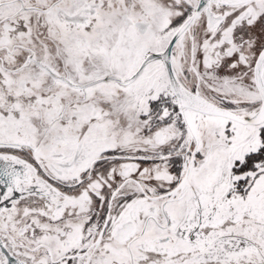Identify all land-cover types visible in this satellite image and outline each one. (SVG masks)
Here are the masks:
<instances>
[{
  "label": "snow or ice",
  "instance_id": "obj_1",
  "mask_svg": "<svg viewBox=\"0 0 264 264\" xmlns=\"http://www.w3.org/2000/svg\"><path fill=\"white\" fill-rule=\"evenodd\" d=\"M0 264H264V0H0Z\"/></svg>",
  "mask_w": 264,
  "mask_h": 264
}]
</instances>
